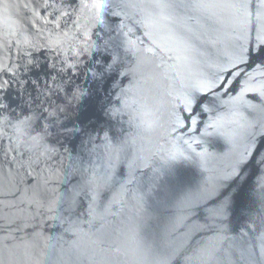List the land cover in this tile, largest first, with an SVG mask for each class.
I'll return each mask as SVG.
<instances>
[{"label": "water", "instance_id": "95a60500", "mask_svg": "<svg viewBox=\"0 0 264 264\" xmlns=\"http://www.w3.org/2000/svg\"><path fill=\"white\" fill-rule=\"evenodd\" d=\"M0 264H264V0H0Z\"/></svg>", "mask_w": 264, "mask_h": 264}]
</instances>
